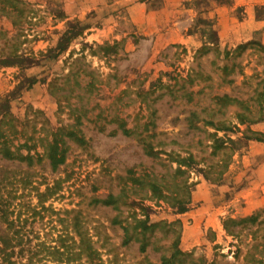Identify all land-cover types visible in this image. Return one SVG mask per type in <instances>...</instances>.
I'll return each mask as SVG.
<instances>
[{"label":"rangeland","instance_id":"374dc122","mask_svg":"<svg viewBox=\"0 0 264 264\" xmlns=\"http://www.w3.org/2000/svg\"><path fill=\"white\" fill-rule=\"evenodd\" d=\"M170 1L0 0V121L12 115V123L25 126L27 136L35 131L37 138L50 135L52 127L78 124L89 140L87 148L73 145L57 172L46 161L28 169L3 159L0 170L17 177L30 170L40 191L65 180L56 198L45 203L53 209L39 207L40 214L29 218L26 229L34 244H55L70 225L65 209L83 207L89 224L107 227L119 254L114 264H162L177 238L184 255L176 264H264V119L242 123L238 106H222L215 98L229 93L259 111L254 96L263 84L264 51L252 46L233 56L239 64L227 76L233 83L224 82L223 68L232 65L226 52L250 41L264 44V0L250 4L258 28L250 24L237 38L234 28H219V15L225 12L228 25L245 18L243 8L234 7L240 0ZM166 2L188 28H167L164 21L172 15L158 12ZM220 5L226 8L221 13ZM79 31L83 34L63 51L56 48L64 35ZM212 114L222 123H208ZM117 118L133 129L131 135L110 134ZM217 137L227 147L215 153ZM148 144L155 155L146 151ZM190 154L192 165L173 175L178 164L172 158ZM129 169L146 181L168 184L167 195L174 190L191 197L188 210L179 212L172 196L162 200L149 185L139 186L143 198L137 201L158 222L151 235L155 245L145 254L136 242L119 246L122 230L110 227L116 211L90 204L95 188L101 196L118 192V176H130ZM162 175L166 181H159ZM18 187L14 204H38L34 187ZM229 218L246 221L229 232Z\"/></svg>","mask_w":264,"mask_h":264},{"label":"trees","instance_id":"16d2710c","mask_svg":"<svg viewBox=\"0 0 264 264\" xmlns=\"http://www.w3.org/2000/svg\"><path fill=\"white\" fill-rule=\"evenodd\" d=\"M82 34V31H79V33H72L69 37L64 35L58 41L56 48L63 51L73 38ZM252 46L254 48L256 47L255 49L257 50L264 51V44L255 40L240 44L235 53L231 54L230 52H226V59L231 57L230 61H232V65L229 63L224 65V82H234V79H228L227 77L239 66L235 59L232 60L233 56L235 54L237 57L241 56L248 47L251 48ZM207 49L209 48H205L204 50ZM8 64L6 63V65ZM261 83L263 84L260 90H256L255 99L253 98L260 108L257 112L248 104V101L232 96L229 93L215 98L217 103H220L222 106H238L239 109L236 111V117L240 122H257L264 119V78L259 84ZM220 110L222 111V108ZM195 115L196 113H194ZM6 116H8L7 113ZM213 116L215 115H211L208 123L214 126L216 123H222L221 120L216 121ZM8 119L10 120L8 122L2 123L0 121V159L6 160L11 164L18 162L27 165L28 169H30L35 164L46 161L51 171L57 172L67 163L73 145L77 148H87L89 146V140L86 138L82 127L80 128L78 124L62 125L56 128L52 127L50 135L37 138L35 131V135L27 136L25 126L21 128V126L12 123L15 119L12 115H9ZM116 121H118L119 125L110 134H116L118 131H121L127 136L132 134L133 129L128 128L124 124L123 118H117ZM217 129L225 128L217 126ZM100 131H104V129L100 128ZM22 139L23 142H21ZM37 141L40 144H37ZM39 147H42L43 152L39 151ZM226 147L225 141L222 138H215V153H218V151ZM145 148L148 154L155 155L152 146L148 144L145 145ZM24 150H26V153L23 152ZM172 159L178 164L176 172L173 175H183L186 171L184 167H190L195 161L191 154L189 156H177ZM127 172H130L131 175L118 176L120 178L118 192H109L107 195L101 196L94 192L96 188L92 190L93 194L90 196V204L93 205V208L102 206L116 211L114 217L111 219L110 227H118L122 230L119 246L121 248L128 247L136 242L139 244L140 252L145 254L151 245H155V241L151 240V235L158 226V222H153L150 216L145 213L146 208L141 203L143 196L139 194V186L149 185L152 194L158 195L162 200H166L172 196L179 212L188 210L191 197L189 196L186 199L180 194L181 192H175L174 190L171 192L174 195H167L164 188L168 184L165 185L157 181H146L142 176L137 175L136 172L130 169ZM166 179L165 175H162L159 181H166ZM64 181L56 179L52 185L47 184L45 189L40 191V186H33V178L30 170L25 171L20 177H17L12 170H0V264L118 263L119 254L116 253V246L111 242L112 237L106 233L107 227L101 223L94 226L89 224L83 212V207L65 209L64 213L66 216L64 220L66 222L71 220L70 225L64 227L63 233L59 235L55 244H49L47 240H39L34 244L30 240L28 230L26 229L30 216L40 214L41 210H38L39 207L45 210L52 208L51 206L46 207L45 203L52 198H56L57 193L62 189V183ZM18 183L21 184L23 190L29 187H34L37 190L39 199L37 205H32L29 200L14 204L15 199L18 198ZM179 187H182V182L179 184ZM23 196H25L24 193L19 198ZM137 197L141 198V200L137 201ZM146 197H148L147 193ZM14 205L18 207V210H16ZM138 207L141 211L137 210ZM52 212L56 211L53 210ZM140 213L144 215V218L139 217ZM64 220L62 219V221ZM248 220L255 222L257 219L256 217H251ZM244 221L246 219L237 221L236 219L229 218L225 221L226 229L232 232L230 229L232 225L240 224ZM178 244L179 239L177 238L169 247L172 249V254L168 257L163 256L162 264H176L181 261L184 253L179 249Z\"/></svg>","mask_w":264,"mask_h":264},{"label":"crops","instance_id":"0c3cea01","mask_svg":"<svg viewBox=\"0 0 264 264\" xmlns=\"http://www.w3.org/2000/svg\"><path fill=\"white\" fill-rule=\"evenodd\" d=\"M168 1H170V0H168ZM250 4H253L252 0H242V1L240 0L239 2H236V4L234 5V7H236V8L237 7L243 8L242 9V13L244 11V15H246V17L243 18V19H241V20L240 19L234 20L235 22L232 25H228L229 22L227 23V19L228 18L225 15V12L223 13V15L220 14L219 15V25H220L219 28H234V31H232L233 34H234V35L232 34V38H234V37L237 38L238 36H242L243 33L246 32L245 31V28H248V25H250V24H254V27L255 28H258L256 25L257 24H260V21L257 20L255 12H253L251 10L252 8L250 7ZM255 5L256 4L253 5V8H254ZM171 6H172L171 4H167V2H166V3H164V5H163L162 8H160V5L158 7V12L160 10L163 11V12H170V15H172V17H173V18L171 16L170 17H167V20L164 21V24L169 26L167 28H188L186 26L184 27L183 26L184 25L183 24V21H179V17L175 16L176 10L174 8H172ZM225 9L226 8L223 5L218 6V11H220V13H221V11H224ZM160 24H161V22H160ZM237 28H239V29H237ZM223 33H224L223 30L220 31V34L221 35ZM184 41L190 42L191 39H190V37H187V38H184Z\"/></svg>","mask_w":264,"mask_h":264}]
</instances>
